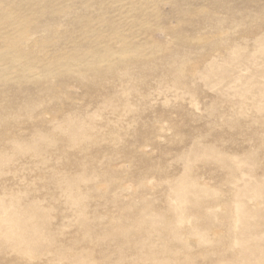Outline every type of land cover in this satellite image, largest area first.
Listing matches in <instances>:
<instances>
[{"label": "rangeland", "instance_id": "1", "mask_svg": "<svg viewBox=\"0 0 264 264\" xmlns=\"http://www.w3.org/2000/svg\"><path fill=\"white\" fill-rule=\"evenodd\" d=\"M0 264H264V0H0Z\"/></svg>", "mask_w": 264, "mask_h": 264}]
</instances>
